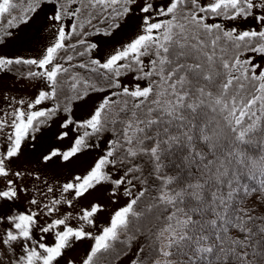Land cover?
Returning a JSON list of instances; mask_svg holds the SVG:
<instances>
[{
    "label": "snow or ice",
    "instance_id": "snow-or-ice-1",
    "mask_svg": "<svg viewBox=\"0 0 264 264\" xmlns=\"http://www.w3.org/2000/svg\"><path fill=\"white\" fill-rule=\"evenodd\" d=\"M0 264H264V0H0Z\"/></svg>",
    "mask_w": 264,
    "mask_h": 264
}]
</instances>
